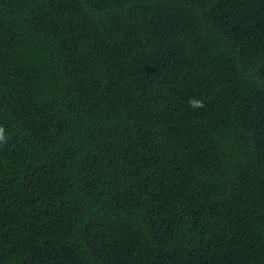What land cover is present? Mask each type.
Segmentation results:
<instances>
[{
	"label": "trees",
	"instance_id": "trees-1",
	"mask_svg": "<svg viewBox=\"0 0 264 264\" xmlns=\"http://www.w3.org/2000/svg\"><path fill=\"white\" fill-rule=\"evenodd\" d=\"M0 129V264H264V0H0Z\"/></svg>",
	"mask_w": 264,
	"mask_h": 264
},
{
	"label": "clouds",
	"instance_id": "clouds-1",
	"mask_svg": "<svg viewBox=\"0 0 264 264\" xmlns=\"http://www.w3.org/2000/svg\"><path fill=\"white\" fill-rule=\"evenodd\" d=\"M189 106L192 108H202L204 106L203 100L197 99V98H190L189 99ZM3 129H0V132H2ZM0 139H3V136L0 135Z\"/></svg>",
	"mask_w": 264,
	"mask_h": 264
}]
</instances>
